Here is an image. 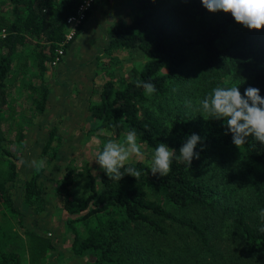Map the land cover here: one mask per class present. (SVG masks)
Instances as JSON below:
<instances>
[{"label": "trees", "instance_id": "1", "mask_svg": "<svg viewBox=\"0 0 264 264\" xmlns=\"http://www.w3.org/2000/svg\"><path fill=\"white\" fill-rule=\"evenodd\" d=\"M82 1L9 0L11 20L0 17V116L7 105V78L16 50L32 45L34 65L46 74L54 49L63 43L65 20ZM130 2L131 19L110 26L104 52L137 49L147 59L120 85L102 83L98 101L87 108V125L114 136L135 128L142 134L141 143L154 152L166 139V103L186 94L194 111L176 109L172 114L176 134L168 143L177 159L166 177L153 175L147 163L137 160L126 162V167L137 168L141 177L126 174L116 182L98 166L96 178L87 175L88 193L71 200L66 188L72 171L64 168L55 196L69 218L72 251L88 255L85 264H264V233L258 231L264 226L259 217L264 210V144L249 137L238 149L224 121L209 119L197 103L215 87L232 84L241 95L255 87L264 97V29L249 31L231 14L208 12L200 0ZM97 4L90 0L75 33ZM137 80L154 83L156 92L146 96ZM42 82L39 98L33 97L38 111L49 92ZM54 131L49 130L43 148ZM192 134L199 135L201 143L194 149L199 159L188 168L178 152ZM3 142L0 127V160L6 163L0 205L16 214L18 207L5 183L15 178L18 156ZM22 200L43 203L35 175L24 182ZM77 221L84 224L83 237L72 224ZM33 244L32 260L42 259L51 247L41 237ZM0 264H19V257L0 249Z\"/></svg>", "mask_w": 264, "mask_h": 264}, {"label": "rangeland", "instance_id": "2", "mask_svg": "<svg viewBox=\"0 0 264 264\" xmlns=\"http://www.w3.org/2000/svg\"><path fill=\"white\" fill-rule=\"evenodd\" d=\"M133 13L130 0H98L81 30L65 44L60 60L51 63L46 74H40L34 65L32 45L22 46L12 57V69L7 78V105L1 112L0 127L4 146L18 156L15 178L5 183L18 212L9 213L0 205V249L17 253L19 264H85L89 260L88 255L75 254L71 249L72 234L66 223L69 218L57 204L55 191L64 168L68 167L72 171V182L66 188V195L71 200L85 196L88 173L97 177L99 165L95 160L103 144L109 139L120 142L125 139L126 133L114 136L87 125V108L98 101L105 80L120 85L131 76L133 68H139L147 59L137 49L104 52L110 26L130 20ZM0 17L11 20L9 0H0ZM44 81L49 92L43 110L38 111L33 97L39 98L38 89ZM186 96L173 97L163 111L164 144L168 148V142L176 134L172 128V114L176 109L187 113L194 111L192 100ZM52 128L55 129L53 139L43 148ZM141 144L144 157L132 155L128 162L140 160L151 167L154 152ZM21 158L25 161L43 159L46 166L37 173L28 164H20ZM5 164L0 160V178L6 171ZM33 175L41 190L42 204H27L22 200L24 182ZM72 224L78 236L83 237L84 224L80 221ZM37 237L49 240L51 247L42 259L32 260L29 246L34 245Z\"/></svg>", "mask_w": 264, "mask_h": 264}, {"label": "clouds", "instance_id": "3", "mask_svg": "<svg viewBox=\"0 0 264 264\" xmlns=\"http://www.w3.org/2000/svg\"><path fill=\"white\" fill-rule=\"evenodd\" d=\"M200 2L210 13L231 14L237 24L249 31L264 29V0H200ZM136 86L143 87L145 95L149 97L156 92L155 84L151 82L137 80ZM197 103L198 110L209 119L224 121L227 131L231 133L232 143L238 149L247 143L249 137L264 144V97L260 95L258 88L248 87L241 95L239 86H217ZM190 104L191 102L189 106ZM141 135L135 128H131L125 134L123 142L109 139L103 144V150L99 152L95 161L110 180L118 182L126 174L136 180L141 177L142 173L137 168L126 167V162L132 155L140 158L145 155L142 151ZM199 143L201 137L192 134L179 149L178 159L188 168L193 159H199V153H194ZM175 159L176 150L168 148L163 143L157 144L151 161V173L153 175L159 173L160 177L168 176ZM19 163L28 164L37 173L46 166L43 159L25 161L21 158ZM259 217L264 224V210H260ZM258 231L264 233V226Z\"/></svg>", "mask_w": 264, "mask_h": 264}, {"label": "built area", "instance_id": "4", "mask_svg": "<svg viewBox=\"0 0 264 264\" xmlns=\"http://www.w3.org/2000/svg\"><path fill=\"white\" fill-rule=\"evenodd\" d=\"M89 2L90 0H83L82 3L78 6V9L75 15L69 16L65 20V33H64L63 43H67L74 37L75 28L80 23L83 10L86 9ZM63 43L59 44V46L54 49V57H53L52 63H56L58 60H60L61 56L63 55L64 53V50L62 47Z\"/></svg>", "mask_w": 264, "mask_h": 264}, {"label": "crops", "instance_id": "5", "mask_svg": "<svg viewBox=\"0 0 264 264\" xmlns=\"http://www.w3.org/2000/svg\"><path fill=\"white\" fill-rule=\"evenodd\" d=\"M60 74V73H59Z\"/></svg>", "mask_w": 264, "mask_h": 264}]
</instances>
